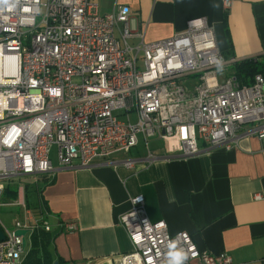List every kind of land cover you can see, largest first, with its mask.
Segmentation results:
<instances>
[{
	"label": "built area",
	"instance_id": "built-area-1",
	"mask_svg": "<svg viewBox=\"0 0 264 264\" xmlns=\"http://www.w3.org/2000/svg\"><path fill=\"white\" fill-rule=\"evenodd\" d=\"M129 19L125 5L102 14L91 0H0V207L15 187L11 205L25 208L21 178L54 171L53 158L88 167L142 137L150 167L159 160L149 150L154 139L167 159L194 157L200 143L230 150L245 124L252 126L247 134L264 140V76L246 86L227 77L239 61L223 57L205 18L151 44L131 31ZM130 202L119 223L133 249L109 264H169L173 250L187 253L184 264L233 263L228 254L199 251L187 232L172 235L164 220L152 221L144 196ZM3 229L0 264H22V237L14 231L33 225Z\"/></svg>",
	"mask_w": 264,
	"mask_h": 264
},
{
	"label": "crops",
	"instance_id": "crops-1",
	"mask_svg": "<svg viewBox=\"0 0 264 264\" xmlns=\"http://www.w3.org/2000/svg\"><path fill=\"white\" fill-rule=\"evenodd\" d=\"M98 4L102 14L115 4L127 6L129 27L143 35L145 44L172 38L186 30L189 20L205 18L222 53L230 52L237 61H264V0H100ZM251 127H241L230 150L200 143V153L194 157L167 159L162 142L154 139L149 150L159 160L150 167L142 137L137 147L88 167L78 161L63 167L53 158L54 171L25 183L23 197L31 220H26L22 207L14 225L28 222L33 229L26 235L22 264L30 246L27 236L39 226L52 236L53 264L114 262L133 249L119 219L138 195L144 196L152 221L164 220L172 235L189 233L199 251L228 254L232 264H264V198L255 199L264 195V140L247 134ZM126 160H134V166H125ZM11 203L2 202L15 206Z\"/></svg>",
	"mask_w": 264,
	"mask_h": 264
},
{
	"label": "trees",
	"instance_id": "trees-1",
	"mask_svg": "<svg viewBox=\"0 0 264 264\" xmlns=\"http://www.w3.org/2000/svg\"><path fill=\"white\" fill-rule=\"evenodd\" d=\"M225 59L234 58L230 52L222 53ZM258 74L264 76V61L248 59L234 63L226 70L227 77L233 76L241 85H250ZM18 199V192L15 187H8L5 191L3 201L14 202ZM52 236L39 226L30 234V246L24 255L23 264H53L49 252V245Z\"/></svg>",
	"mask_w": 264,
	"mask_h": 264
},
{
	"label": "rangeland",
	"instance_id": "rangeland-1",
	"mask_svg": "<svg viewBox=\"0 0 264 264\" xmlns=\"http://www.w3.org/2000/svg\"><path fill=\"white\" fill-rule=\"evenodd\" d=\"M91 1H93L95 3H98V1L100 2V0H91ZM108 1H111V0H108ZM104 6H106V5L104 4ZM186 82H188V81L186 80ZM192 82L193 81H189L188 83H186V85L192 84ZM54 152H55V149H54ZM21 179L24 183H28L30 185L33 183L34 177L26 176V177H23ZM2 202H4V201H2ZM18 211L22 215L23 209L21 206L7 207V206L3 205L2 207H0V221H1V223H3V226H2L3 228L6 227L9 230L15 229L14 221L17 218L21 217V215L19 216V214H17V213H19ZM27 237H28V242H30V235H28Z\"/></svg>",
	"mask_w": 264,
	"mask_h": 264
},
{
	"label": "water",
	"instance_id": "water-1",
	"mask_svg": "<svg viewBox=\"0 0 264 264\" xmlns=\"http://www.w3.org/2000/svg\"><path fill=\"white\" fill-rule=\"evenodd\" d=\"M30 231L28 229H18L14 231V235L16 237H22V247L23 249L26 248L27 246V239H26V235L29 233ZM6 239V235L4 233V229L0 224V242L5 241Z\"/></svg>",
	"mask_w": 264,
	"mask_h": 264
},
{
	"label": "clouds",
	"instance_id": "clouds-1",
	"mask_svg": "<svg viewBox=\"0 0 264 264\" xmlns=\"http://www.w3.org/2000/svg\"><path fill=\"white\" fill-rule=\"evenodd\" d=\"M174 254L169 257V264H184L187 253L182 250H173Z\"/></svg>",
	"mask_w": 264,
	"mask_h": 264
}]
</instances>
